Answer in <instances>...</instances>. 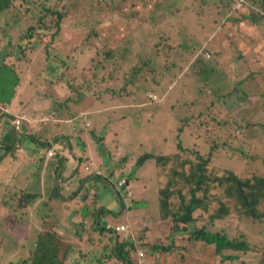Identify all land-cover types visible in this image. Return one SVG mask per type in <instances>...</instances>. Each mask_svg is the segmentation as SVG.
<instances>
[{
    "label": "rangeland",
    "instance_id": "1",
    "mask_svg": "<svg viewBox=\"0 0 264 264\" xmlns=\"http://www.w3.org/2000/svg\"><path fill=\"white\" fill-rule=\"evenodd\" d=\"M7 1L9 6L0 12V62L19 77L15 100L22 98V110L40 102V124L70 125L50 134L47 142L54 145L48 150L65 158L74 151L84 162L87 152H102L96 164L111 157L108 165L100 166L113 177L124 176L118 180H128L131 195L114 215L97 211L101 208L95 195L87 194L82 206L54 203V212L66 214L58 223L62 231L47 205L24 211L20 207L26 203L20 198H1L0 264H31L32 256L42 257L45 249H56L62 264H264V196L259 217L241 213L233 198L219 194L203 202L214 215L220 204L228 213L217 215L215 222L196 218L198 226L248 241L251 250L225 248L218 254L216 244L199 240L191 246L194 226L160 214L157 189L163 169L153 159L180 145L191 157L194 151L204 159L211 156L215 166L224 168L212 174L225 183L229 176L233 188L260 189L264 0H247L249 7L244 8L239 0ZM59 13L66 15L53 37ZM249 60L256 64L253 70ZM218 82H224L220 90ZM230 91L236 95L219 98ZM155 95L159 102L150 100ZM100 109L101 120L95 117L98 113L86 115L93 126L85 133L82 114ZM32 127L28 122L26 133L34 135ZM177 127H184L181 133ZM85 134L88 145L82 140ZM146 154L152 158L136 165ZM97 189L99 195L106 190L110 198L115 194L109 185ZM5 201L13 202L8 207ZM106 203L110 209L117 205L116 200ZM84 210L94 213L90 221H81ZM95 214L102 218L92 230ZM106 224L110 229L124 225L126 231L114 238ZM173 226H178L176 231Z\"/></svg>",
    "mask_w": 264,
    "mask_h": 264
},
{
    "label": "crops",
    "instance_id": "2",
    "mask_svg": "<svg viewBox=\"0 0 264 264\" xmlns=\"http://www.w3.org/2000/svg\"><path fill=\"white\" fill-rule=\"evenodd\" d=\"M236 4H238L237 0ZM249 49H252V51L254 50V48ZM249 62L251 70L256 68V64H253L250 60ZM15 98L16 96H14L10 105L0 106V121L2 122L0 126V199L8 198V200H17V198H20L21 203H26L24 206L20 207L24 211H26L29 206L38 208L42 201V205H47L50 209L54 218L53 222L61 231L65 228L58 226V223L66 214L53 211L52 206L56 202L71 206H82V200L87 199V194L90 196H94L95 194L96 198L101 197V199L97 201L98 208L104 206L111 212L108 214L114 215V213L119 212V208L123 209L126 206L128 201L127 197L129 195L125 196L123 191L126 187L121 188V186L117 184V180L124 176L119 175L117 178L113 177L111 171L105 173L100 166V164L108 165V161L111 157L105 158L106 164L103 163L102 160V163L99 165L96 164V159L99 156L102 157V155L97 153L98 156L94 151L92 153L87 152L88 160L86 162L75 155L76 153L74 151L72 152L73 155L69 158L58 157L59 155L57 154H55L54 157H49V150L46 147L54 145L48 143L50 141V134L55 133L59 129L65 130L69 128L70 125H52L51 122L50 124H40V102L38 104H32L28 109L22 110V98H19L17 101ZM101 112H103V110L100 109L82 114L84 117L82 120L83 125L85 124L86 130H88L84 131L85 133L91 131L93 126L91 123L92 119L90 116L86 115L98 113L95 117L101 120ZM26 113H28V115H26ZM74 121H72V124ZM28 122L33 126L32 131L34 135L26 133V124ZM81 129H83V126ZM40 130H42V134H40ZM116 131L118 132V130ZM86 135L87 134L82 136V140L88 145L85 137ZM91 138L93 140L92 134ZM55 146H60L59 142H56ZM104 149L105 147L103 146V150ZM84 163H88L90 167H84ZM78 168L80 169L78 170ZM98 173L102 175L103 178H99V175H96ZM93 184L103 186L104 188L109 185L115 194L111 193L112 197L110 198L108 190H106L101 191L102 195H98V193H95V186ZM129 186L130 184H128L127 190H130ZM118 193H120V195H118ZM124 197H126V199ZM89 200H95V198H89ZM106 200L112 204L114 200H116V207L113 209L108 208ZM12 202L13 201H5V205L10 207ZM2 205L3 204H0V206ZM87 207L85 209H87ZM5 214L8 215V212ZM25 215L27 218H32L31 214ZM118 215H120V213L117 214V216ZM53 231L55 230L53 229ZM121 242H125V240Z\"/></svg>",
    "mask_w": 264,
    "mask_h": 264
},
{
    "label": "trees",
    "instance_id": "3",
    "mask_svg": "<svg viewBox=\"0 0 264 264\" xmlns=\"http://www.w3.org/2000/svg\"><path fill=\"white\" fill-rule=\"evenodd\" d=\"M240 3L243 8L244 6L249 7L247 0H241ZM8 6L9 2L7 0H0V12ZM255 12L259 13L257 11ZM57 15L58 29L53 37L59 33L62 20L66 14L59 13ZM244 17H246V15ZM256 53L257 50L254 48L253 54L256 55ZM203 57L206 59L210 58V56L207 57L206 54H204ZM250 61L253 62V60ZM220 62L221 61H219V64L221 65ZM0 74H2V77H0V105L7 106L10 105L14 99L16 88L19 86L20 80L18 75L15 74V71L5 66L2 62H0ZM251 77L256 78V76ZM223 84L224 82H218L216 84V89L222 88L221 86ZM240 94H242V92ZM235 95L236 91H230L229 93L221 94L219 98H228ZM254 102H256V100H254ZM256 110L257 109L251 111L253 117L256 116L254 112ZM259 110L262 111V109ZM177 128L179 129L178 132L181 133L184 127ZM197 134L199 133L197 132ZM177 148L178 150L175 152L172 151L163 155H156V158L153 157L157 165H162L161 168L163 169V171L158 174L159 184L157 189L161 216L163 218L169 217L175 223L191 224L192 227L194 226L189 233L190 238L194 242L191 246H195V242L199 240L202 241L203 244H216V251L218 254H222L225 248L238 251L251 250L252 248L248 241L238 238L229 239L226 233L222 231H212L208 229L207 226H198L196 218L199 216L203 218L210 217V219L215 222V217L217 215V217L221 218L224 214L228 213L229 209L227 206L225 204H220L221 206L215 207L218 214L214 215L211 212L212 208H208V205L203 202L205 198L215 200L218 198L219 194L233 198L241 213L244 212L246 215L259 217L261 214L258 212V205L260 198L264 196V182L257 185L260 189L254 188V190H245L243 186H239V188L236 189L231 186L232 182L228 176L226 180L227 188H225L226 183L224 178L212 174L213 172H223L224 168L218 165L215 166L216 162H213L214 159L211 158V156L207 158L208 162L207 159L202 158V154L198 151H194V155L191 157L188 150L185 149L186 147L177 145ZM101 155H103L102 152ZM151 158V154H146L138 158L135 164L140 166L147 159ZM203 160H205V163ZM79 169L80 168H78V170ZM96 175L100 174L98 173ZM93 185L95 186V193H98V185ZM124 187L125 185L122 184L121 188ZM118 195H120V193H118ZM97 201H99V198H96L95 202L97 203ZM172 208H174V210H172ZM232 211H236L235 207L232 208ZM91 212H88L87 216L94 215V213ZM99 212L104 215L111 213L104 206H102ZM173 227L175 231L176 228H178V226ZM40 247L48 246L46 244H40ZM231 258L235 259L236 257L231 256ZM31 259V264H60L54 249H45L42 257L39 258L34 254ZM125 264H131V262Z\"/></svg>",
    "mask_w": 264,
    "mask_h": 264
},
{
    "label": "clouds",
    "instance_id": "4",
    "mask_svg": "<svg viewBox=\"0 0 264 264\" xmlns=\"http://www.w3.org/2000/svg\"><path fill=\"white\" fill-rule=\"evenodd\" d=\"M239 3H240V1H239ZM241 4V3H240ZM155 97H156V100H152L151 98H150V100L151 101H153V102H159L161 99L157 96V95H155ZM48 156L49 157H54L55 156V153H53L52 152V150H49L48 151ZM120 181H122V180H117V184L120 182ZM122 184H124L125 185V190L123 191L124 193H125V196H128V195H131V191L130 190H127V188H128V180H123V182H122ZM121 184V185H122ZM119 185V184H118ZM121 185H119V186H121ZM122 192V193H123ZM92 204V203H91ZM91 204L88 206V207H90L91 206ZM41 206H42V201H41V204H40ZM98 212L100 211L99 209L97 210ZM87 214H88V212L86 213V211L84 210L83 211V215H82V219H81V221H83V222H87V221H90V218L91 217H94V215H92V216H87ZM102 218V216L101 215H96L95 214V225L92 227V230H97L99 227H98V221H99V219H101ZM106 226H107V231L110 233V235H112L114 238L116 237H118V235L119 234H121V232L123 233L124 231H126V229H124V230H119V231H117L116 230V226H119V225H111V229L110 228H108L110 225H108V224H106ZM48 247H52V246H48ZM55 250V253H56V255H57V259H58V261L60 262V264H62V260H60V258H59V256H58V254H57V252H56V249H54ZM113 251H116V246L113 248ZM33 257V256H32ZM126 262H130V261H126ZM140 262H142V261H140ZM139 262V263H140ZM138 263V264H139ZM132 264V263H131Z\"/></svg>",
    "mask_w": 264,
    "mask_h": 264
},
{
    "label": "built area",
    "instance_id": "5",
    "mask_svg": "<svg viewBox=\"0 0 264 264\" xmlns=\"http://www.w3.org/2000/svg\"><path fill=\"white\" fill-rule=\"evenodd\" d=\"M207 57L209 56V55H206ZM122 182H123V180L122 181H120L118 184L119 185H121L122 184ZM125 229V226L124 225H119V226H116V230L117 231H119V230H124ZM138 255H139V257H142L144 254H143V252L142 251H139L138 252ZM139 264H143L142 262H140Z\"/></svg>",
    "mask_w": 264,
    "mask_h": 264
}]
</instances>
